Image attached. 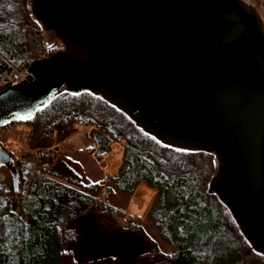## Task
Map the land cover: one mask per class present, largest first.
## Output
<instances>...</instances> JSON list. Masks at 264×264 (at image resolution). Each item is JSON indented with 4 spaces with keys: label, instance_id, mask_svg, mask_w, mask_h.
I'll return each mask as SVG.
<instances>
[{
    "label": "water",
    "instance_id": "obj_1",
    "mask_svg": "<svg viewBox=\"0 0 264 264\" xmlns=\"http://www.w3.org/2000/svg\"><path fill=\"white\" fill-rule=\"evenodd\" d=\"M31 6L62 49L32 62L22 80L0 91V127L31 119L62 88L88 92L161 146L214 156L208 192L264 257L260 1L31 0ZM0 168L15 192L17 170L1 146Z\"/></svg>",
    "mask_w": 264,
    "mask_h": 264
},
{
    "label": "trees",
    "instance_id": "obj_2",
    "mask_svg": "<svg viewBox=\"0 0 264 264\" xmlns=\"http://www.w3.org/2000/svg\"><path fill=\"white\" fill-rule=\"evenodd\" d=\"M18 2L0 0V73L28 66L26 49L17 33ZM15 123L29 127L28 147L35 154L27 153L19 159L10 155L18 175L15 192L10 177L8 184L0 183V264H63L59 233L68 222L96 212L111 220L122 217L120 211L96 198L102 177L99 182L85 181L71 166L75 161L70 156L64 155L49 170L43 168L48 158L43 150L54 142L52 134L61 142L75 125L93 127L109 143L121 137L127 140L121 165L114 178L108 179V197L114 193L131 196L140 182L156 189L144 221L169 251L161 254L154 243L148 242L153 264L240 263L235 222L227 208L208 192V179L186 160L187 151L161 146L122 113L88 92L60 90L31 119L12 121L0 128ZM85 150L90 153L92 147ZM34 168L41 176H29ZM126 223L145 237L138 221L129 218Z\"/></svg>",
    "mask_w": 264,
    "mask_h": 264
},
{
    "label": "rangeland",
    "instance_id": "obj_3",
    "mask_svg": "<svg viewBox=\"0 0 264 264\" xmlns=\"http://www.w3.org/2000/svg\"><path fill=\"white\" fill-rule=\"evenodd\" d=\"M259 1L264 13V0ZM18 3H20V5L18 4L19 6L16 9V14L18 16L17 24H19L17 25V33L21 43L25 46L27 65L29 66L32 62L43 60L47 58L48 55L60 51L62 47L53 34L43 30L40 24L33 18L31 14V0H19ZM62 90H64V88H62L61 91ZM75 126L69 137H67V139L65 138L66 140L64 139L67 142L64 140L57 142L55 133L52 134L54 142L50 148L43 150L44 153L48 155L43 168L49 170L55 165L58 159L64 157V155L65 157L70 156L71 160L75 161L71 166L75 171L81 174V177L85 181L99 182L102 177L103 181L100 187L104 188L105 193H107L106 186L109 184L108 179L114 178L121 165L122 148L125 142H122V144L120 142L112 143L108 148L100 149L104 151L103 154H101L102 156L105 154L108 155L110 147L112 148L111 153L108 155V159L110 158L111 161L108 166L110 167V173H113L112 175H104L102 169H100V166L96 163L98 160L90 156L93 152L99 155V147L96 145L95 141H93V137L97 131L89 129V127H87L88 129L86 130H82ZM29 131V127L22 123H15L12 126L0 128V143L2 147L16 159L21 158L22 155L27 153L35 154V151H31L28 147ZM9 142L12 146L10 148L5 147L7 143V145H9ZM117 144H120L121 148L117 146ZM88 147H92L91 153L85 150ZM53 149H57V152L52 153ZM185 157L200 173L203 179H208L206 183L208 187L209 181L216 171L215 157L202 152H188V154H185ZM103 176H105V178H103ZM0 177V183L3 182L8 184L7 179L9 175L3 168H0ZM140 185L146 187L144 183H139L136 187L138 188ZM145 187L140 188L143 189L141 192L148 197L144 200V205H147V208L145 209L146 211L144 210L141 217L128 214V208L132 200H138L139 194L137 193V188H135L132 195L128 197L114 193L111 197H108V194H106L107 197L104 198L98 192L97 197L99 196L101 200L96 198L102 204H106L120 211L122 217L111 220L106 214L96 212L68 222L61 228L59 233L62 263L153 264L154 259L151 255V248L148 242L154 243L159 253L165 254L168 252L169 249L158 240L156 231L144 221V216L155 196L154 189L148 187H146V189ZM144 189L153 190L154 192H151L153 195L149 193V190V192H147ZM214 199V201L219 202L216 196ZM129 218L138 221L145 237L138 235L133 228L130 229L127 227L126 221ZM237 234L239 240L238 250L240 254L239 264H264V257L253 252L239 232H237Z\"/></svg>",
    "mask_w": 264,
    "mask_h": 264
},
{
    "label": "built area",
    "instance_id": "obj_4",
    "mask_svg": "<svg viewBox=\"0 0 264 264\" xmlns=\"http://www.w3.org/2000/svg\"><path fill=\"white\" fill-rule=\"evenodd\" d=\"M27 71H28V66L24 67L21 70L9 69V70L1 72L0 73V91L5 89V88H8V87H13L15 85V83H17L18 81H20L24 78V76L27 74ZM117 146H119L121 148L120 144H117ZM111 150H112V148L110 147V149L108 151V155L111 153ZM105 155H102V156L96 155L95 152L90 154V156H93V158H96L98 160L96 163L100 166V169H102L104 175H112L113 172L110 173V171H109L110 167L108 166V164L111 163L110 158L108 159V155H106V156ZM29 176L30 177L41 176V173H40V171H38L34 168L31 170ZM103 178H105V176H103ZM99 194L101 196H103L104 198L106 197V193H105L104 188L100 189ZM97 198L101 200V198H99V196Z\"/></svg>",
    "mask_w": 264,
    "mask_h": 264
},
{
    "label": "bare ground",
    "instance_id": "obj_5",
    "mask_svg": "<svg viewBox=\"0 0 264 264\" xmlns=\"http://www.w3.org/2000/svg\"><path fill=\"white\" fill-rule=\"evenodd\" d=\"M7 144L5 146L7 148H10L12 146V144H10V142H9V145H7ZM137 193L139 194L138 200L137 201L132 200V202L128 208V214L136 216V217H141L144 213V210L147 208V205H144V200H146L148 197L146 194H144L141 191H138Z\"/></svg>",
    "mask_w": 264,
    "mask_h": 264
},
{
    "label": "flooded vegetation",
    "instance_id": "obj_6",
    "mask_svg": "<svg viewBox=\"0 0 264 264\" xmlns=\"http://www.w3.org/2000/svg\"><path fill=\"white\" fill-rule=\"evenodd\" d=\"M77 126V125H76ZM75 126V127H76ZM89 129H94L93 127H89ZM95 130V129H94ZM99 133L97 132L96 134H95V136L93 137V141H95V143H96V145L99 147L98 148V150H100L101 148L102 149H105V148H108L109 147V145H111L112 143H121L122 144V142H125V144H126V139L124 138V137H121L119 140H118V142H112V143H109V142H106L107 141V138L106 137H103L102 135H98ZM124 144V145H125ZM123 145V146H124ZM169 149V148H168ZM97 150V151H98ZM172 150H174V149H172ZM101 151V150H100ZM92 152V151H91ZM90 152V153H91ZM99 155H101V154H99ZM140 183H144V182H140ZM145 184V183H144ZM146 185V184H145ZM147 187V186H146ZM149 188V187H148ZM150 189H154L155 190V194H156V189L155 188H150Z\"/></svg>",
    "mask_w": 264,
    "mask_h": 264
},
{
    "label": "crops",
    "instance_id": "obj_7",
    "mask_svg": "<svg viewBox=\"0 0 264 264\" xmlns=\"http://www.w3.org/2000/svg\"><path fill=\"white\" fill-rule=\"evenodd\" d=\"M77 127H79V128H81L82 130H86V129H88L87 127H84V126H77ZM88 137V136H87ZM141 190H143V189H137V191H141ZM144 190H146V189H144ZM148 191V190H147ZM149 192V191H148ZM151 195H153L151 192H149Z\"/></svg>",
    "mask_w": 264,
    "mask_h": 264
}]
</instances>
